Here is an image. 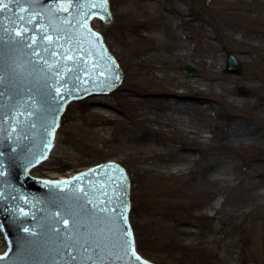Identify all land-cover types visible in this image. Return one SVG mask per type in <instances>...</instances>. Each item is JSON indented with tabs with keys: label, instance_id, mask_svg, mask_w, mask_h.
I'll return each mask as SVG.
<instances>
[{
	"label": "rangeland",
	"instance_id": "obj_1",
	"mask_svg": "<svg viewBox=\"0 0 264 264\" xmlns=\"http://www.w3.org/2000/svg\"><path fill=\"white\" fill-rule=\"evenodd\" d=\"M236 1L241 3L242 0ZM243 1L245 5L239 9L242 15L240 20L243 24L242 27L263 29L264 22L261 20L264 19V0ZM123 2H127V6ZM136 2L142 5L139 8L140 11H143L144 8L151 11L152 19L147 21L151 28L154 26L162 28L166 22L175 21L172 27H180L175 31L181 37L177 42L178 45L186 46V42L183 40L184 36H193V39L189 38L192 41L191 46H196L193 55L196 66H193V72L186 70L188 62L181 61L174 52L150 50V52L156 53L151 56L146 54L145 50L149 46L143 34L145 29L138 31L135 28V23L126 17L129 6ZM186 3L192 6V12H188L184 18L175 13V20H171L173 14L171 8L174 6L172 0H110L113 22L105 24L102 20H95L92 23L93 28L104 36L109 49L119 61L123 71L124 84L114 91L115 103L118 104L114 110L122 118L124 133H128L129 129L136 132L144 129L150 130L165 136L168 145H174V140L179 134L174 133L168 127L146 121L139 111L152 108L155 105V98H161L163 92L174 88L178 82L184 85V88L178 89V91H194V82L190 79L191 77L208 83L209 90L206 93L211 100H207L205 103L212 102L216 109L222 112V115H210L212 132H216L218 135L225 132L226 127L222 122L225 117L232 114L245 116L243 117L245 121L250 119L251 125L259 127L255 131H264V116H259V108L264 107V66L260 61L262 55L236 53L237 45L226 40L224 35L219 34V37L215 38L216 34L212 31V26L207 19L217 16L215 8L221 7L217 2L181 0L178 3L179 9L185 11L188 8ZM247 6L253 7L254 10L245 11ZM260 10L262 12L258 13L257 11ZM132 11V15L136 16L138 10ZM190 17H195V19L187 20ZM258 19H260L259 22H257ZM227 33H231V31L227 30ZM162 37L164 40H168L166 33ZM212 50L213 53L216 51L221 58L219 72L230 78L231 82L226 90L222 89L226 85L224 83H221L222 87H216L212 81L204 80L211 74L209 53ZM229 53L235 55L239 60L240 75L226 73ZM262 54L264 55V53ZM200 55H203L204 63H200ZM252 61H254L253 64ZM250 73L257 75L258 79L251 81L248 77ZM241 88L247 89L250 95H242L239 92ZM132 90L141 92L142 95L138 101L131 95ZM234 96L241 98L235 108L230 103ZM186 101L191 103L192 99H186ZM136 102L137 104L134 105ZM89 104L88 99L70 103L63 115L57 134L59 147L74 150L78 157L63 158L60 163H55L53 169L34 168L31 171L32 175L49 179L59 176L68 177L95 164L116 160L121 163L131 178L130 223L133 227L137 250L144 258L154 263L157 262V264H264V200L260 201L251 195V198L242 197L232 201V196L237 194L236 190L231 187L221 188L213 185L204 186L200 193L190 197L183 192L187 191L194 182L204 161L211 159L218 164H228L232 169L235 164L238 165L239 168L244 169L245 176L254 175L256 181L261 183L258 187L263 189L264 167H260L257 163H251V156H264V141L250 146L244 142L241 145L229 147L228 144L223 145V143L215 141L205 145L192 138V135L185 137L187 141L194 143V147L197 149L193 153L201 158V162L195 165L190 173L182 176L172 175L157 181L164 196L174 200V203L170 205L162 204L161 206L147 200L139 187L142 181L147 180L144 171L150 165L142 163L121 149H117L114 141L109 139L111 133L104 136L96 133L91 124L92 119L86 116L89 113ZM260 118H263V121H259ZM216 121L220 122L217 129L214 126ZM119 123L117 121L114 126L108 127L116 126L117 131ZM115 135L117 136V133ZM156 137L161 140L160 136ZM175 145L179 146L180 144ZM222 145L227 149L221 148ZM249 162L251 164L246 166ZM218 200L222 202L227 200L229 207L234 204L243 206L242 211L246 212V217L223 223L217 218L212 219L215 213L210 212L211 217L208 215L202 218L193 212L194 206H191L190 209L187 206L188 204L204 206ZM146 204L150 205L155 219L158 220L155 225L143 224L142 216ZM164 208L171 212L176 220L186 223L185 227L192 228L196 235L187 236L185 232L169 231L165 226H162ZM221 226L225 228V233L218 234L222 236V242H212L214 235L210 233L211 229Z\"/></svg>",
	"mask_w": 264,
	"mask_h": 264
},
{
	"label": "water",
	"instance_id": "obj_2",
	"mask_svg": "<svg viewBox=\"0 0 264 264\" xmlns=\"http://www.w3.org/2000/svg\"><path fill=\"white\" fill-rule=\"evenodd\" d=\"M58 4H61V0H19L18 3L10 4V11L0 13V20L4 21L5 27L19 25L29 29L21 44L8 38L11 33H3L4 39L0 40V76L4 81L0 85V129H3L0 131V170L5 172V175L0 177V193H3L0 198V228L5 236L0 230V253L6 251L0 256H8L7 260L0 261V264H92V261L85 260L87 256L97 261L103 256L104 264H125L127 258L125 261L113 258L112 253L116 252V249L110 248L112 241L105 239L106 235H114V228L124 231L130 228L134 239L129 221L130 179L121 163L104 161V164H95V167L79 170V173L73 177L68 176L70 178L67 179L49 180L30 175V171L46 159H41L39 163L35 161L45 152L48 159L53 150L62 115L69 103L94 95H108L110 91L118 88L123 77L119 63L106 46L103 36L91 26L92 20L100 16H104L105 23L112 21L109 0L107 12L92 10L97 14L88 20L87 28L82 27V18L76 9H69V12L57 11ZM21 8L24 11H21ZM21 15L26 19L34 18L35 22H20L18 17ZM68 20L71 23H68ZM88 28L97 35H91ZM45 34L52 35L55 41L49 52L44 51L49 45L48 41L43 40ZM32 36L36 37L37 43L27 47L30 43L28 37ZM57 36L60 37L59 40L55 39ZM34 49L40 52L39 57L32 55ZM65 49L70 50L72 60H64ZM51 51L57 54L53 56ZM89 52L92 53L91 56ZM97 60L102 63L114 61V72L119 79L106 81L105 77L97 76L92 71ZM57 64L59 68L55 67ZM49 65L53 66L51 71ZM187 70L193 72L194 69L189 66ZM53 72H62L65 77L58 85L55 83L58 76H54ZM226 72L241 74L240 63L231 54ZM109 84L112 86L109 87ZM57 86L66 87L69 91L53 99ZM239 91L243 95L250 94L243 88ZM29 112H33L31 118L28 117ZM54 119L58 127L55 128L54 134L49 136L48 132L51 131ZM33 123L35 127L31 126ZM49 140L50 149L46 147ZM109 165H118L127 178L126 190L117 192L127 205L126 225L123 221L111 226L107 222L100 224L99 217L105 214L96 215V206L100 200L113 199L114 185L109 184L108 177L119 173L101 171ZM93 170L94 175L84 176L80 181L75 180L76 177ZM66 181L73 182L69 187L78 186L83 192L73 196L69 187L63 184ZM102 189L108 192L107 196L103 194ZM85 192L87 196L84 195ZM89 199L92 200L91 204L87 203ZM99 207L113 205L103 204ZM21 209L28 215L24 216L20 212ZM119 214V209L113 213L116 216ZM62 217L68 219L67 228L57 223ZM25 227L35 231L36 235L24 232ZM55 228H58L59 232L54 231ZM69 234L74 237L73 240L66 239ZM76 240L80 243H76ZM85 240L88 241L84 245L86 252L80 247ZM141 261L157 264L142 257ZM129 264L141 262L132 260Z\"/></svg>",
	"mask_w": 264,
	"mask_h": 264
},
{
	"label": "bare ground",
	"instance_id": "obj_3",
	"mask_svg": "<svg viewBox=\"0 0 264 264\" xmlns=\"http://www.w3.org/2000/svg\"><path fill=\"white\" fill-rule=\"evenodd\" d=\"M173 7L171 12V20L175 18V13L179 17H186L188 12H192V6L186 3L188 8L182 11L178 7V3L181 0H172ZM212 2H217L221 7L215 8V17L208 18V23L212 26V31H214L215 38L217 39L220 35H224V38L230 41L232 44L237 45L236 53H251L256 56L262 55L260 58L261 63L264 66V28H249L242 27L241 23V13L240 8L245 5L242 0L239 3L236 0H212ZM127 6V2H123ZM142 5L139 3H133L128 8L126 13L127 19L135 23V28L138 31L145 29L144 36L146 37V43L149 47L146 48L145 52L148 56L155 54L157 51L162 52L170 51L174 52L181 61H187L189 65L196 66V62L193 58L196 50V46H191L189 38L193 39V36H184L183 40L186 42V46L178 45V41L181 37L175 32L180 27H172L174 22H166L165 26L160 28L157 26H151L147 23L151 20V11L144 8L140 11ZM138 10L136 16L132 15V10ZM245 11L254 10V8L247 6ZM258 13L262 12L257 11ZM142 17V19H140ZM195 17H190L187 20H194ZM175 20V19H174ZM99 21V19H96ZM260 19L257 20L259 22ZM264 22V19L261 20ZM152 29V30H150ZM148 30V31H146ZM230 30L231 33H227ZM152 31V33H150ZM166 33L168 40H164L162 35ZM156 51L154 53L150 52ZM211 74L205 78V81H212L216 87H222L221 83L226 84L222 89L227 88L230 84V78L225 74H221L218 70L220 65V55L213 50L209 53ZM200 63H204L203 55L199 56ZM191 61V62H189ZM254 61H252V64ZM248 77L251 81H256L258 76L250 73ZM194 82V91H178V89H183L184 85L180 82L176 83L174 88L162 93L161 98H155V105L152 108H145L143 111H139L141 116H143L146 121L161 125L163 127H168L172 131L179 134L175 138L174 143L180 144L179 146L168 145L165 140L166 137L160 133H153L150 130H141L140 132L133 131L129 129L128 133H124L122 127L124 124L122 118L114 110L115 106L118 105L114 95V91H111L108 95H94L89 97V110L86 116L92 119V126L96 133L104 136L107 133H111L110 140L114 141L117 149H121L126 154H131L139 161L144 164L150 165L145 168L144 174L147 176V180L142 181L139 185L140 190L147 198V200L152 201L158 205L164 204L165 206L174 203L172 198H166L162 188L157 185V181L163 180L165 177H170L172 175L182 176L186 173H190L195 165L201 162V158H198L196 154L193 153L197 148L194 147V143L187 141V137L192 135V138L198 140L202 144L208 145L213 141L218 143H223V145L228 144L230 146L241 145L246 142L249 146L259 144L260 141H264V131H255L259 128L256 125H251L250 119L245 121L243 115L232 114L225 117L222 124L226 127L225 132L218 135L216 132H212V121L210 115H222L220 110H217L214 104L205 103L207 100H211L207 95L208 83L200 80L196 77L190 78ZM124 80V76H123ZM185 81V80H184ZM124 84V83H122ZM122 84L120 86H122ZM131 95L134 96L136 101L142 95L141 92L132 90ZM186 99H192V102L186 101ZM184 101V102H182ZM241 98L234 96L231 98L232 107H237L236 103L240 102ZM134 103V105H136ZM260 117L264 116V107L259 108ZM263 115V116H262ZM264 118V117H263ZM260 118L259 121H263ZM143 120V119H142ZM119 121L118 130L114 124ZM220 122L216 121L214 123L215 128H218ZM117 133V136L115 135ZM160 136L161 140L156 136ZM186 137V138H185ZM185 138V139H184ZM221 146L224 150L227 149L226 146ZM78 157L74 150H67L64 147H59L58 137L56 139L55 147L51 152L49 158L42 162L36 168L43 169H53L55 163H60L61 159L68 157ZM251 163H257L260 167H264V156H251ZM116 161V160H109ZM116 163H118L116 161ZM250 162L246 165L251 164ZM264 173V172H263ZM263 175V174H261ZM257 177V176H256ZM64 176H59L54 179H65ZM131 183V178H130ZM263 183V182H262ZM213 185L223 187H231L237 191V194L232 198V201L241 199L242 197L251 198L257 197L258 200H264V188L258 187L261 183L257 182L254 175L245 176L244 169L239 168L238 165H234V169L228 164H218L213 159L204 161L201 165V170L194 179L187 191H183L187 196H193L200 193L204 186ZM131 189V188H130ZM227 200L222 202L220 200L214 203L206 204L204 206L188 204V208L194 206L193 212L198 217L208 216L210 212L215 213L214 218L226 223L227 221L233 222L239 218L244 219L246 217V212L242 211L243 206L234 204L229 207ZM162 212L163 224L169 231H181L185 232L187 236L196 235L192 228L185 227L186 223L180 222L173 217V214L164 208ZM219 215V216H217ZM212 215H209L211 217ZM143 224L151 226L157 223L155 215L153 214L150 205L146 204L143 216ZM226 221V222H225ZM220 232L225 233L224 226L216 227L211 229L210 233L214 235L212 242L221 243L222 236L218 234Z\"/></svg>",
	"mask_w": 264,
	"mask_h": 264
},
{
	"label": "snow or ice",
	"instance_id": "obj_4",
	"mask_svg": "<svg viewBox=\"0 0 264 264\" xmlns=\"http://www.w3.org/2000/svg\"><path fill=\"white\" fill-rule=\"evenodd\" d=\"M13 2H19V0H0V13H4L6 10L10 11V4H12ZM107 4H108V0H61V4L57 5V11H63V12H69V9H76V11L80 14L81 16V23H82V27L87 28L88 25V20L92 18V16L96 15L97 13L93 12V9H99L101 12H107ZM21 11H24L23 8H21ZM101 19H104V16H100ZM20 22L26 23V24H32L35 22L34 18H25L24 16H19L18 17ZM68 23H71L70 20L67 21ZM15 23V22H13ZM88 32L91 35H97L95 33L91 32V29L88 28L87 29ZM29 31V29H27L26 27H20L19 25L12 27V28H8L4 26V21L0 20V40L4 39V35L3 33H11L12 35H9V39L11 41H13L14 43H18L21 44L24 42L25 37L27 32ZM28 39L30 40V43H28L26 46L27 47H32L33 45H35L37 43L36 37L32 36V37H28ZM56 40H59L60 37L57 36L55 38ZM43 40H46L49 42L48 47L44 48L45 52H49L52 48V45L55 43L53 36L52 35H48L45 34L43 36ZM97 40H99V37L97 36ZM80 51H83V49H79ZM57 53L55 51H51V55L55 56ZM33 56H40V52L35 50L32 53ZM89 55L91 56L92 53L89 52ZM73 59V55L70 53L69 49H65V55H64V60H72ZM45 63H47V61H44ZM52 65H49V70L51 71L52 69ZM56 68H59V64L55 65ZM114 67H115V63L114 61H110L109 63H102L101 61L97 60L94 65H93V69L92 71H94L96 73L97 76L100 77H105L106 81H110L113 79H119V76L117 74H115L114 72ZM66 70H70V69H66ZM106 73L108 74L106 76ZM54 76H58V79L55 81V83L58 85L61 79H65L64 75L62 72H53ZM77 79H79V77H77ZM3 77L0 76V85L3 84ZM109 87H111L112 85L109 84ZM65 91H69L66 89V87H60L57 86L55 87V95L53 96V99L56 98V96H60L63 92ZM0 95H2V93H0ZM38 111V110H35ZM58 111V110H57ZM21 115H23V113H21ZM33 115V112H29L28 113V117L31 118V116ZM32 127H35V123H33L31 125ZM58 127V124L55 122V119L53 120L52 123V128L51 131L48 132L49 136H52L55 132V128ZM0 131H3V129H0ZM47 148H51V140L48 141V144L46 145ZM41 159H47V152H45L42 156H40L35 163H39ZM0 169H2V164H0ZM101 171H104L105 173H119V175H109L108 177V182L109 184L114 185V188L112 189V196L113 199H110L108 201H104V200H100L99 201V205H103V204H110L113 205V207H99V205H97L96 207L98 208V212L96 213L97 216H99L100 213L105 214L104 216H100L99 217V223L100 224H104L105 222H107L110 226L111 225H115L118 221H123V223L126 225L127 224V205L126 203L121 199L120 196L117 195V192L120 190H126L127 184H126V176L123 174V170L119 168L118 165H109L106 168L101 169ZM95 174V170L88 172V173H84L81 176H78L75 178L76 181H80L84 178V176H92ZM5 175V172L3 170H0V177H3ZM65 187H69L73 184L72 181H66L63 182ZM103 194L104 195H108V192L104 189H102ZM69 192L75 196L76 193H80L83 192V189L76 186V187H69ZM85 196H87V193H84ZM3 197V193H0V198ZM87 203L91 204L92 200H88ZM123 204V207H121V205ZM117 209H119V215H113L114 212L117 211ZM20 212L24 215L27 216L28 213L24 212L23 209L20 210ZM55 215V214H54ZM57 223L62 224L65 228H67L68 226V219L65 218H61ZM75 223V221H74ZM85 227H87V225H84ZM54 231L59 232L58 228L53 229ZM79 229L77 228V231ZM24 232L29 233L32 236L36 235L35 231H30L27 227H25L23 229ZM113 233L114 235H106L105 239L106 240H111L112 243L110 245V248L112 249H116V252L112 253V256L114 259L117 260H122L125 261V258H127V260L125 261V264H129L130 261L135 260V261H139L141 262V264H147V262H143L141 261V257L137 254L136 250H135V246H134V239L132 238V233L131 230L129 228V230L124 231L121 230L119 228H114L113 229ZM66 239L68 240H73L74 237L69 234ZM76 243H80L79 240L75 241ZM88 241L85 240L83 243L80 244V247L83 251H87V248L84 247L85 244H87ZM122 253V255H121ZM8 256L7 254L4 256H0V261H4L7 260ZM86 261H92V264H104V257L101 256L100 260H93V258L91 256H87L85 257Z\"/></svg>",
	"mask_w": 264,
	"mask_h": 264
}]
</instances>
